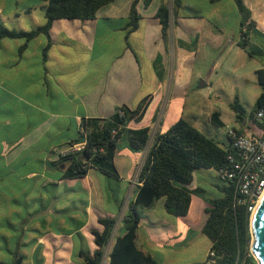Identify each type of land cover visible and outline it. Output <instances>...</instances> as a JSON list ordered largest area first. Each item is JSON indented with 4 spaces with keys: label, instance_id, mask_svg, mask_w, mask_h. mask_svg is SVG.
<instances>
[{
    "label": "crops",
    "instance_id": "obj_1",
    "mask_svg": "<svg viewBox=\"0 0 264 264\" xmlns=\"http://www.w3.org/2000/svg\"><path fill=\"white\" fill-rule=\"evenodd\" d=\"M133 1L140 18L128 31ZM161 1L144 6L143 0H113L92 19H56L48 37L39 33L23 50L22 38L0 39V261L20 257L23 264L25 255L34 258L32 264H84L81 253L98 249L92 230L102 231L99 218L116 219L114 233L123 232L121 217L140 184L144 151L131 150L122 134L113 157L118 178L95 168L64 177L67 163L59 156L78 138L83 119L109 117L119 106L135 109L148 98L141 119L127 127L149 126L153 134L179 117L198 129L222 105L230 109L235 97L246 111L254 106L261 92L257 71L264 70L256 57L264 49V0H243L255 22L256 33L248 35L253 56L238 45L241 17L233 0H201L206 15L187 11L196 5L182 0L168 40L155 16ZM44 5V0H0V23L34 29L44 23ZM200 79L205 83L198 86ZM174 80L185 90L170 97ZM187 83L195 86L185 88ZM203 89L208 98L198 95ZM230 115L227 121L219 115L225 130L238 127L234 112ZM205 198L191 193L187 214L178 217L166 212L163 198L142 209L137 247L163 264L157 249L184 245L189 234L200 231ZM158 203L161 210H155ZM111 245L104 248L103 264ZM206 263L207 253L199 264Z\"/></svg>",
    "mask_w": 264,
    "mask_h": 264
},
{
    "label": "trees",
    "instance_id": "obj_2",
    "mask_svg": "<svg viewBox=\"0 0 264 264\" xmlns=\"http://www.w3.org/2000/svg\"><path fill=\"white\" fill-rule=\"evenodd\" d=\"M44 23L29 31L8 28L0 23V39L22 38L24 43L19 47L23 50L27 42L43 33L48 37V31L56 19H92L99 8L113 0H44ZM151 0H143L148 6ZM240 14L239 46L249 56L255 49L248 46V35L253 32L255 22L251 12L243 0H233ZM136 1L131 4L126 28L134 30L138 25L139 15L135 8ZM182 0H162L157 11L162 35L169 39V29L181 9ZM50 45L42 49L45 56ZM257 80L261 92L254 106L246 111L237 97L229 104L238 124L237 131L255 138L259 134L254 113L264 100V70L257 71ZM148 103V98L135 109L119 106L106 118H88L81 122L82 131L74 143L85 141V146L79 151H71L59 156V161L67 163L64 177L84 176L88 168H95L105 176L118 178L113 157L117 142L122 134L128 136L129 148L135 152L144 151V157L138 168L137 185L134 199L127 204L122 214L123 232L115 234L116 219L99 218L102 231L92 230L94 241L98 246L92 254L81 253L84 264H101L105 246L112 241L107 254V264H159L150 254L143 252L136 245V230L142 209L151 207L154 202L163 198L166 212L178 217L186 215L189 209L191 193L201 191L198 188L189 189L193 181V173L199 169H218L227 164V154L231 152L230 144L224 145L213 137H209L193 126L189 121L179 117L167 130L151 134L150 127L128 128L131 120H140ZM118 109L123 111L119 115ZM219 112L211 114V122L217 127H224L219 119ZM116 133L112 136L111 131ZM227 137V135H226ZM228 139V138H227ZM229 141V139H228ZM70 144V145H72ZM222 196L205 198L207 217L200 232L210 240L209 250L212 256H207L206 264H257L249 253L250 248V212L245 204L236 202L233 184L223 181L218 186ZM0 264H6L0 261ZM12 264H21V258L16 257Z\"/></svg>",
    "mask_w": 264,
    "mask_h": 264
},
{
    "label": "rangeland",
    "instance_id": "obj_3",
    "mask_svg": "<svg viewBox=\"0 0 264 264\" xmlns=\"http://www.w3.org/2000/svg\"><path fill=\"white\" fill-rule=\"evenodd\" d=\"M191 2L195 3L196 5L195 7H193L194 11L190 9H188L187 11L196 12L202 15L207 14L208 10L204 2L201 3V0H191ZM227 22L230 26H233L235 22V17L230 10H228L227 12ZM262 50L263 52H261V54L256 55L259 61H264V49ZM192 85L195 86L194 83H187L185 85V88H190ZM183 90L185 89L181 88V83H178L174 80L170 86L169 95L170 97H172L175 93L178 94ZM197 92L198 95H204L206 98H208V95L206 94V91L204 89L198 90ZM231 112L232 111L225 105L221 106L220 115L225 121L231 118ZM198 129L205 135L215 138L224 145L229 144V141L225 135H219L220 133L223 134L224 131H226L224 127H217L208 120L201 122V126ZM192 184L194 185V187L198 186L200 189H202L201 194H203L207 198H217L222 196V193L219 190L218 186H221L223 184V181L216 177L215 170L213 169L196 170L193 173ZM159 204L160 203L155 206V210L160 209ZM252 240L253 239L251 237L250 244ZM209 245L210 240L208 239V237L200 231H196L194 234H189L187 236L184 245L179 244L171 248L165 247L157 249V252H155V256L163 264H199L203 261L206 253L208 254ZM249 253L252 255L250 248ZM1 259L7 264H12L14 261V258H12L11 256H1ZM33 259L34 258L30 256L24 255L22 257V263L32 264Z\"/></svg>",
    "mask_w": 264,
    "mask_h": 264
},
{
    "label": "built area",
    "instance_id": "obj_4",
    "mask_svg": "<svg viewBox=\"0 0 264 264\" xmlns=\"http://www.w3.org/2000/svg\"><path fill=\"white\" fill-rule=\"evenodd\" d=\"M117 111L119 115L123 114L121 109ZM254 119L259 129V134L255 138L240 133L236 127L226 129L225 133L232 151L227 154V164L215 170L217 178L233 184L236 202L245 204L250 215L264 191V100L254 113ZM115 133L116 130L113 129L112 136ZM84 146L85 141L74 143L66 153L79 151ZM212 255L213 253L208 250L207 256ZM104 262L105 257L101 264Z\"/></svg>",
    "mask_w": 264,
    "mask_h": 264
},
{
    "label": "water",
    "instance_id": "obj_5",
    "mask_svg": "<svg viewBox=\"0 0 264 264\" xmlns=\"http://www.w3.org/2000/svg\"><path fill=\"white\" fill-rule=\"evenodd\" d=\"M202 79L199 80L198 86L204 85ZM250 233L252 242L250 251L257 264H264V196L258 206L257 212L252 222H250Z\"/></svg>",
    "mask_w": 264,
    "mask_h": 264
},
{
    "label": "bare ground",
    "instance_id": "obj_6",
    "mask_svg": "<svg viewBox=\"0 0 264 264\" xmlns=\"http://www.w3.org/2000/svg\"><path fill=\"white\" fill-rule=\"evenodd\" d=\"M263 196H264V191H263V193H262V195H261V197H260L258 203L256 204L254 210L252 211V213H251V215H250V222L253 221V219H254V217H255V214H256V212H257L258 206H259V204H260V202H261Z\"/></svg>",
    "mask_w": 264,
    "mask_h": 264
}]
</instances>
